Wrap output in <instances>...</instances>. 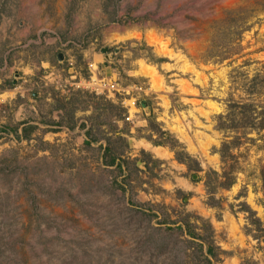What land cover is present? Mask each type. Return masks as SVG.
I'll return each instance as SVG.
<instances>
[{
    "label": "rangeland",
    "instance_id": "374dc122",
    "mask_svg": "<svg viewBox=\"0 0 264 264\" xmlns=\"http://www.w3.org/2000/svg\"><path fill=\"white\" fill-rule=\"evenodd\" d=\"M263 124L264 0H0V264H264Z\"/></svg>",
    "mask_w": 264,
    "mask_h": 264
},
{
    "label": "trees",
    "instance_id": "16d2710c",
    "mask_svg": "<svg viewBox=\"0 0 264 264\" xmlns=\"http://www.w3.org/2000/svg\"><path fill=\"white\" fill-rule=\"evenodd\" d=\"M109 2V0H107V3ZM106 6L107 5H105V10H106ZM109 14V13H108ZM109 20L110 21H117L116 20V18L114 17V16H111L110 14H109ZM243 106H245V105H243ZM264 126V124L262 125V127ZM156 145H159L160 143H155ZM226 145V144H225ZM107 151H111V149L107 146L106 148H105ZM175 157H176V159L177 160H179V161H181V162H183L184 161V159H183V157H181V153L180 152H178V151H175ZM186 157L187 158H190L189 157V155H187L186 154ZM116 158H117V156H114V157H112L111 158V161H110V164L112 165V164H115L116 163ZM119 164V163H118ZM233 179H231L228 183H226V185L225 186H231L232 184H233ZM211 184H210V181L209 180H207L206 181V187H207V191H208V199H207V203L209 204V205H211V206H217L218 204H217V199H215V197L213 196V195H211V194H213V191H211L212 189H211ZM263 186H264V179H263ZM247 206V205H246ZM248 212H249V216H250V219H249V221H250V223L252 224V229H248V230H252V231H254L255 232V234H254V236L257 238V239H259V240H261V242H263V250H264V219H260L258 216H256L255 215V212L252 210V209H250L249 207H248ZM179 229H182L183 228V226H182V224H180V225H178L177 226ZM187 227L189 228V234L190 235H192L193 237L195 236H197V237H203V235L202 234H200V233H197V232H195V230L193 231V230H191V228L193 227L190 223H187ZM206 230H208V232H207V235L208 236H212V227H211V225H210V223H207L206 224ZM170 228H174L173 226H171ZM210 244V243H209ZM201 246H202V243H201ZM203 258V259H201V261H202V263L204 262V264H212V259H211V257H217V253L216 252H214L213 251V247L211 246V245H209L208 246V248H207V250H206V252H204V251H201V255H200V258Z\"/></svg>",
    "mask_w": 264,
    "mask_h": 264
},
{
    "label": "water",
    "instance_id": "95a60500",
    "mask_svg": "<svg viewBox=\"0 0 264 264\" xmlns=\"http://www.w3.org/2000/svg\"><path fill=\"white\" fill-rule=\"evenodd\" d=\"M111 51L110 47H103L102 48V52H104L106 54V56L108 55V53ZM59 59L61 60L63 57L61 54L58 55ZM140 105L145 108V109H150L148 106V102L145 99L140 100ZM193 177L195 178L196 175L194 174Z\"/></svg>",
    "mask_w": 264,
    "mask_h": 264
},
{
    "label": "built area",
    "instance_id": "2783aa9c",
    "mask_svg": "<svg viewBox=\"0 0 264 264\" xmlns=\"http://www.w3.org/2000/svg\"><path fill=\"white\" fill-rule=\"evenodd\" d=\"M92 66H93V64H92ZM92 78H95V77L92 76ZM92 80H93V79H92ZM89 83H92V82H89ZM99 83H100V84H99V85H100L99 87H100V88H103V89L101 90V91L103 92V91H104V88H107V87H106L107 84H105V83H101L100 81H99ZM107 89H108V88H107ZM108 90H109V89H108ZM131 101H132V102H130V100H129V102L131 103V105L134 106V105H135V100L132 99ZM126 102H128V101H127V100H124V101H123V103L125 104V105H124V104H123V105H124L125 107H127ZM130 103H129V104H130ZM127 109H128V108H127ZM128 110H129V109H128ZM129 111H130V110H129ZM126 118H127V120H130V118H131L130 114L127 115Z\"/></svg>",
    "mask_w": 264,
    "mask_h": 264
},
{
    "label": "bare ground",
    "instance_id": "6f19581e",
    "mask_svg": "<svg viewBox=\"0 0 264 264\" xmlns=\"http://www.w3.org/2000/svg\"><path fill=\"white\" fill-rule=\"evenodd\" d=\"M154 150L157 151V148L153 149V151H154ZM159 152H160V151H159Z\"/></svg>",
    "mask_w": 264,
    "mask_h": 264
}]
</instances>
